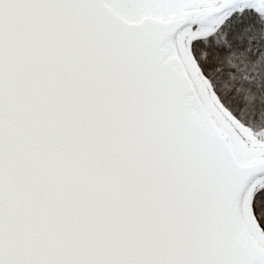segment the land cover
Returning a JSON list of instances; mask_svg holds the SVG:
<instances>
[{
	"label": "snow or ice",
	"instance_id": "snow-or-ice-1",
	"mask_svg": "<svg viewBox=\"0 0 264 264\" xmlns=\"http://www.w3.org/2000/svg\"><path fill=\"white\" fill-rule=\"evenodd\" d=\"M0 264H264V0H0Z\"/></svg>",
	"mask_w": 264,
	"mask_h": 264
}]
</instances>
